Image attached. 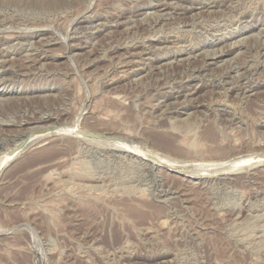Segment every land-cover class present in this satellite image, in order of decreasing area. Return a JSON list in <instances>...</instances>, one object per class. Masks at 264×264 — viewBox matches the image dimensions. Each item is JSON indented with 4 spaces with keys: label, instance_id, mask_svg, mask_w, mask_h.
<instances>
[{
    "label": "rangeland",
    "instance_id": "1",
    "mask_svg": "<svg viewBox=\"0 0 264 264\" xmlns=\"http://www.w3.org/2000/svg\"><path fill=\"white\" fill-rule=\"evenodd\" d=\"M0 27V264H264V0H0Z\"/></svg>",
    "mask_w": 264,
    "mask_h": 264
},
{
    "label": "bare ground",
    "instance_id": "2",
    "mask_svg": "<svg viewBox=\"0 0 264 264\" xmlns=\"http://www.w3.org/2000/svg\"><path fill=\"white\" fill-rule=\"evenodd\" d=\"M144 1V0H143ZM152 1V0H151ZM174 1V0H173ZM209 1V0H208ZM231 2V1H230ZM134 4V3H133ZM132 5V4H131ZM171 5V4H170ZM228 5V4H227ZM128 6V5H127ZM234 6V5H233ZM163 7V6H162ZM197 7V6H196ZM155 8V7H154ZM85 9H86V7H85ZM202 9V8H201ZM123 11V10H122ZM169 11V10H168ZM199 11V10H198ZM219 11V10H218ZM145 12V11H144ZM157 12V11H156ZM170 12V11H169ZM199 12H201V11H199ZM208 12V11H207ZM216 12V11H215ZM153 13H154V11H153ZM162 13V12H161ZM168 13V12H167ZM213 13V12H212ZM223 13V12H222ZM146 14V13H145ZM159 14V13H158ZM152 15V14H151ZM150 15V16H151ZM171 15V14H170ZM194 15V14H193ZM198 15V14H197ZM212 15V14H211ZM225 15V14H224ZM144 16V15H143ZM168 16V15H167ZM173 16V15H172ZM196 16V15H195ZM220 16V15H219ZM153 17V16H152ZM157 17V16H156ZM198 17V16H197ZM213 17V16H212ZM201 18H203V17H201ZM215 18V17H214ZM218 18V17H217ZM117 19V18H116ZM212 19V18H211ZM3 20V19H2ZM120 21V20H119ZM134 21V20H133ZM197 21V20H196ZM181 22V21H180ZM187 22V21H186ZM191 22V21H190ZM112 23V22H111ZM185 23V22H184ZM11 24V23H10ZM189 24V23H188ZM219 24V23H218ZM5 25V24H4ZM7 25V24H6ZM9 25V24H8ZM99 25V24H98ZM111 25V24H110ZM209 26V25H208ZM262 26V25H261ZM97 27V26H96ZM1 28V27H0ZM127 28V27H126ZM202 28V27H201ZM200 28V29H201ZM262 28V27H261ZM32 29H33V27H32ZM41 29V28H40ZM101 29V28H100ZM215 29V28H214ZM260 29V28H259ZM258 29V30H259ZM34 30V29H33ZM97 30V29H96ZM106 30V29H105ZM257 30V31H258ZM157 31V30H156ZM260 31V30H259ZM68 32V31H67ZM109 32V31H108ZM207 32V31H206ZM2 33V32H1ZM256 33V32H255ZM251 34V33H250ZM262 34V33H261ZM20 35V34H19ZM29 35V34H28ZM253 35H254V33H253ZM73 36V35H72ZM156 36V35H155ZM165 36H167V35H165ZM262 36V35H261ZM55 37V36H54ZM197 37V36H196ZM41 38H43V37H41ZM223 38V37H222ZM247 38V37H246ZM245 38V39H246ZM255 38V37H254ZM44 39V38H43ZM63 39V38H62ZM157 39V38H156ZM239 39V38H238ZM245 39H244V41H245ZM250 39V38H249ZM257 39V38H256ZM38 40V39H37ZM213 40V39H212ZM54 41V40H53ZM186 41V40H185ZM237 41V40H236ZM239 42H240V40H238ZM237 41V42H238ZM33 42V41H32ZM55 42V41H54ZM61 42V41H60ZM65 42V41H64ZM190 42V41H189ZM238 42V43H239ZM242 42V41H241ZM263 42H264V40H263ZM96 43V42H95ZM236 43V42H235ZM244 43V42H243ZM246 43V42H245ZM128 44V43H127ZM170 44V43H169ZM183 44V43H182ZM191 44V43H190ZM197 44V43H196ZM234 45V44H233ZM2 46V45H1ZM8 46V45H7ZM30 46V45H29ZM236 46V45H235ZM17 47V46H16ZM133 47V46H132ZM160 47V46H159ZM193 47V46H192ZM228 47V46H227ZM248 47H249V44H248ZM23 48V47H22ZM233 48V47H232ZM36 49V48H35ZM168 49V48H167ZM178 49V48H177ZM214 49V48H213ZM207 50V49H206ZM217 50V49H216ZM26 51V50H25ZM65 51V50H64ZM203 51V50H202ZM248 51V50H247ZM207 52V51H206ZM217 52V51H216ZM221 52V51H220ZM74 53V52H73ZM128 53V52H127ZM209 53V52H208ZM238 53V51L235 53V55ZM248 53V52H247ZM12 54V53H11ZM57 54V53H56ZM140 54V53H139ZM152 54V53H151ZM154 54V53H153ZM175 54V53H174ZM213 54V53H212ZM216 54V53H215ZM223 54V53H222ZM61 55V54H60ZM126 55V54H125ZM196 55V54H195ZM204 55H206V54H204ZM209 55V54H208ZM238 55V54H237ZM149 56V55H148ZM158 56V55H157ZM123 57V56H122ZM202 57H204V56H202ZM184 58V57H183ZM200 58V57H199ZM94 59H96V58H94ZM138 59V58H137ZM211 59V58H210ZM7 60V59H6ZM17 60V59H16ZM93 60V59H92ZM134 60V59H133ZM173 60V59H172ZM183 60V59H182ZM190 60V59H189ZM192 60H194V59H192ZM3 61V60H2ZM24 61V60H23ZM171 61V60H170ZM173 61H175V60H173ZM178 61V60H177ZM225 61V60H224ZM1 62V61H0ZM94 62V61H93ZM125 62V61H124ZM129 62V61H128ZM176 62V61H175ZM182 62V61H181ZM146 63V62H145ZM177 63V62H176ZM232 63V62H231ZM161 64H163V63H161ZM174 64V63H173ZM182 64V63H181ZM234 64V63H233ZM120 65V64H119ZM219 65V64H218ZM217 65V66H218ZM222 65V64H221ZM235 65V64H234ZM250 65V64H249ZM37 66V65H36ZM39 66V65H38ZM220 66V65H219ZM155 67V66H154ZM172 67V66H171ZM252 67H253V65H252ZM263 67V66H262ZM1 68V67H0ZM38 68V67H37ZM134 68V67H133ZM139 68V67H138ZM140 68H141V66H140ZM150 68V67H149ZM148 68V69H149ZM233 68V67H232ZM249 68H250V66H249ZM255 68H257V67H255ZM210 69H212V68H210ZM244 69V68H243ZM127 70V69H126ZM252 70V69H251ZM41 71V70H40ZM263 71V70H262ZM26 72V71H25ZM21 73V72H20ZM203 73H205V72H203ZM240 73V72H239ZM238 73V74H239ZM253 73V72H252ZM256 73V72H255ZM23 74V73H22ZM26 74V73H25ZM147 74V73H146ZM123 75V74H122ZM211 75V74H210ZM209 75V76H210ZM140 76V75H139ZM245 76V75H244ZM243 76V77H244ZM258 76V75H257ZM239 77V76H238ZM7 78V77H6ZM117 79V78H116ZM133 79H136V78H133ZM247 79V78H246ZM239 80V79H238ZM230 81V80H229ZM235 81V80H234ZM200 82V81H199ZM196 84V83H195ZM261 84V83H260ZM171 85V84H170ZM233 85V84H232ZM247 85V84H246ZM5 86V85H4ZM234 86V85H233ZM192 87V86H191ZM230 87V86H229ZM173 89V88H172ZM250 89V88H249ZM174 90V89H173ZM193 91V90H192ZM190 92V91H189ZM8 93H10V91H8V90H3V89H1L0 90V96H2V95H6V94H8ZM237 94V93H236ZM251 94V93H250ZM116 95V94H115ZM256 96V95H255ZM4 98V97H3ZM3 101H4V99H3ZM7 101V100H6ZM5 102V101H4ZM180 102V101H179ZM188 102V101H187ZM6 103V102H5ZM169 103V102H168ZM176 103V102H175ZM181 103V102H180ZM3 104V103H2ZM155 104V103H154ZM153 104V105H154ZM162 104V103H161ZM174 104V103H173ZM156 105V104H155ZM164 105V104H163ZM183 106V105H182ZM221 106V105H220ZM1 107V106H0ZM158 107V106H157ZM164 107H167V106H164ZM201 107V106H200ZM156 109V108H155ZM163 113V112H162ZM179 113V112H178ZM188 116V115H187ZM179 118V117H178ZM177 118V119H178ZM185 118V117H184ZM180 119V118H179ZM183 119V118H182ZM180 121V120H179ZM67 123V122H66ZM47 126V125H46ZM55 126V125H54ZM41 127H43V126H41ZM49 127H50V125H49ZM52 127V126H51ZM67 127H69V126H67ZM66 127V128H67ZM71 127L72 126H70V128H68V129H64L63 130V128L62 129H59L58 127V129H56V130H52V131H43V132H40L39 134H37V137L39 136V138L41 137H45L46 139H47V137H50V136H53V135H59L57 132H62V131H65V132H67V131H69V132H73V131H75V130H72L73 129V127H72V129H71ZM30 128V127H29ZM28 128V129H29ZM37 128H39V127H37ZM47 128V127H46ZM65 128V127H64ZM26 129V128H25ZM34 129V128H33ZM50 129V128H49ZM52 129H55L54 127L52 128ZM76 129V128H75ZM79 130H80V128H78ZM78 129H77V132H75L76 133V135L78 136V138L80 139V137L82 138V139H85V138H89L90 140H93L88 134H89V132H88V134L87 133H85V129L84 130H80V131H78ZM36 130V129H35ZM40 130V129H39ZM43 130V129H42ZM32 132H34L33 130H32ZM36 132H37V130H36ZM16 133V132H15ZM28 133V132H27ZM31 133V132H30ZM20 134V133H19ZM89 136H87V135ZM97 134V133H96ZM36 135V134H35ZM62 135V134H61ZM71 135V134H70ZM79 135H80V137H79ZM95 135V134H94ZM24 136H26V135H24ZM31 136V135H30ZM69 136V135H68ZM92 136H93V134H92ZM5 137V136H4ZM94 137V136H93ZM1 138V137H0ZM27 138V137H26ZM29 138H32V137H29ZM28 138V139H29ZM52 138V137H51ZM59 138V137H58ZM108 138H110V137H108ZM43 139V138H42ZM45 139V140H46ZM88 139V140H89ZM96 139H98V138H96ZM100 139V138H99ZM34 140V139H33ZM32 140V141H33ZM38 140V139H37ZM36 140V141H37ZM44 140V139H43ZM86 140V139H85ZM87 140V141H88ZM95 140V139H94ZM93 140V141H94ZM3 141V140H2ZM24 141H26V139L24 140ZM29 141V140H28ZM36 141H34V142H36ZM92 141V142H93ZM97 141V140H96ZM100 141H102L101 139H100ZM99 141V142H100ZM103 141H104V138H103ZM109 141H112V140H110L109 139ZM108 141V142H109ZM116 141V140H115ZM22 142V141H21ZM42 142V141H41ZM81 142V141H80ZM85 142V141H84ZM95 142V141H94ZM98 141H97V143H99ZM118 142V141H117ZM2 143V142H1ZM29 143V142H28ZM27 143V144H28ZM38 143V142H37ZM36 143V144H37ZM46 143V142H45ZM96 143V142H95ZM107 143V142H106ZM110 143V142H109ZM23 144H25V143H23ZM22 144V145H23ZM31 144V143H30ZM40 144V143H39ZM42 144H44L43 142H42ZM42 144H40V145H42ZM100 144H101V142H100ZM102 144H103V142H102ZM111 144V143H110ZM110 144L108 145V146H110ZM116 144V143H115ZM115 144H113V142H112V147H114V148H118V149H120L121 150V152H123V153H131V154H137V156L139 157V158H141V159H143V160H146V161H150V162H152V161H154V162H156L157 164H158V162L163 166V167H165L166 169H168V170H170V171H173L172 170V168L174 169V168H178L179 166L178 165H176V164H179V163H177L178 161H174V160H172V159H167L166 157L167 156H165V157H162V155H160V153L159 154H157L156 152H153V151H149V149H146V150H144V149H139V148H136L135 146L133 147V146H129V145H125V144H123V145H115ZM119 144V143H118ZM18 145V144H17ZM40 145H38L39 147H40ZM21 146V145H20ZM26 146V145H25ZM27 146H29V145H27ZM26 146V147H27ZM31 146V145H30ZM37 146V147H38ZM19 147V146H18ZM36 147V146H35ZM42 147V146H41ZM20 148H22V147H20ZM25 148V147H24ZM28 148V147H27ZM33 148V146L32 147H30V149H32ZM52 148H53V146H52ZM52 148H43V149H41V151H39V153L38 154H48V152H50V151H52L51 149ZM109 148V147H108ZM7 149H8V147H7ZM18 149V148H17ZM34 149V148H33ZM40 149V148H39ZM13 150V149H12ZM19 150V149H18ZM17 150V151H18ZM38 150V149H37ZM27 151V150H26ZM111 151V150H110ZM30 152V151H29ZM34 152V151H33ZM7 153V152H6ZM14 153H16L15 151H14ZM13 153V154H14ZM7 155V154H6ZM10 155V154H9ZM16 155V154H15ZM32 155V154H31ZM5 156V155H4ZM11 157H12V155H10ZM9 156V157H10ZM17 156V155H16ZM122 156V155H121ZM11 157H10V159H11ZM14 157V156H13ZM169 157V156H168ZM173 158V157H172ZM264 158V157H263ZM262 158V159H263ZM8 159V158H7ZM9 159V161H11ZM140 159V161H142ZM233 159V158H232ZM261 159V160H262ZM3 159H1V161H2ZM139 160V159H138ZM231 160V159H230ZM246 160H250V158L249 159H241V160H231L230 162L228 161V163L227 164H230L229 166H227L228 168H229V170L228 171H230V169L231 168H235L236 169V167L238 166H240V164L242 165V163L243 162H246ZM253 160V159H252ZM4 162H5V160H3ZM2 161V162H3ZM61 161V160H60ZM145 161V162H146ZM254 161H256V160H254ZM227 162V161H226ZM251 162V161H250ZM263 162V161H262ZM153 163V162H152ZM248 163V162H247ZM246 163V164H247ZM2 164V163H1ZM147 164H148V162H147ZM185 164V163H184ZM245 164V163H244ZM150 165V164H149ZM153 165V164H152ZM155 165V164H154ZM182 165V164H181ZM180 165V166H181ZM188 165V164H187ZM198 165H200V164H198ZM182 166H184V165H182ZM194 166V165H193ZM192 167V166H191ZM226 167V166H225ZM226 167V168H227ZM241 167V166H240ZM153 168H154V166H153ZM183 168V167H182ZM225 168V172L227 171V169ZM144 169V168H143ZM159 169H160V167H159ZM200 169H202V168H200ZM221 169H223L224 170V168H221ZM234 169V170H235ZM239 169V168H238ZM165 170V169H164ZM187 170V169H186ZM184 168L183 169H178L176 172L177 173H179V174H181V175H184V176H189V175H187L186 173H185V171H186ZM195 170V169H194ZM194 170H192V171H194ZM217 170H220V168L218 169H216V172H217ZM222 170V171H223ZM233 170V169H232ZM232 170L230 171V173L232 172ZM153 171V170H152ZM189 171V170H188ZM191 171V170H190ZM200 171V170H199ZM221 171V170H220ZM161 172V171H160ZM196 172V171H195ZM195 172H194V174H195ZM234 172V171H233ZM202 173H203V171H202ZM202 173H200V174H202ZM205 173V172H204ZM161 174V173H160ZM193 174V173H192ZM193 174V175H194ZM206 174V173H205ZM225 174H227V173H225ZM229 174V173H228ZM191 175V174H190ZM197 175V174H196ZM199 175V174H198ZM204 175V174H203ZM157 176V175H156ZM190 177V176H189ZM219 177V176H218ZM133 189V188H132ZM139 189V188H138ZM147 190V189H146ZM139 191V190H138ZM179 191V190H178ZM142 192V191H141ZM154 193V192H153ZM142 194V193H141ZM143 194H145V193H143ZM142 194V195H143ZM140 195V194H139ZM154 195V194H153ZM141 196V195H140ZM149 196H151V195H149ZM148 196V197H149ZM157 196V195H156ZM144 197H146V196H144ZM140 198V197H139ZM153 198V197H152ZM148 199V198H147ZM144 200H145V198H144ZM161 201V200H160ZM183 201V200H182ZM140 203V202H139ZM138 205V204H137ZM141 205V203L138 205V206H140ZM138 206H137V208L136 207H131V206H127L126 208H127V213H129L130 212V214L132 213V214H138V215H141L143 218L146 216V214L145 213H143V212H140V209L138 208ZM141 206H143V205H141ZM140 206V207H141ZM151 213H152V211H151ZM127 242V241H126ZM129 243V242H128ZM127 243V244H128ZM120 246V245H119ZM124 246V245H123ZM121 248V247H120ZM107 250V249H106ZM117 250V249H116ZM123 250H124V248H123ZM115 252V251H114ZM110 253V252H109ZM112 253V252H111ZM121 253V252H120ZM107 254V253H106ZM164 254V253H163ZM108 255V254H107ZM118 255V254H117ZM103 256V255H102ZM108 257V256H107ZM114 261V260H113ZM173 263V262H172Z\"/></svg>",
    "mask_w": 264,
    "mask_h": 264
},
{
    "label": "water",
    "instance_id": "3",
    "mask_svg": "<svg viewBox=\"0 0 264 264\" xmlns=\"http://www.w3.org/2000/svg\"><path fill=\"white\" fill-rule=\"evenodd\" d=\"M261 156H263V157H264V154H262Z\"/></svg>",
    "mask_w": 264,
    "mask_h": 264
}]
</instances>
